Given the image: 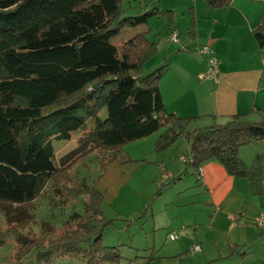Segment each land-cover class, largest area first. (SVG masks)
Segmentation results:
<instances>
[{"label":"trees","instance_id":"16d2710c","mask_svg":"<svg viewBox=\"0 0 264 264\" xmlns=\"http://www.w3.org/2000/svg\"><path fill=\"white\" fill-rule=\"evenodd\" d=\"M124 1L132 0H0V205L27 206L53 185L52 199L63 195L57 203L66 205L63 192L68 191L55 182L82 157L102 152L109 163L120 147L161 128L157 151L184 137L190 166L198 171L215 161L229 176L247 180L253 196H264V151L250 167L238 153L252 141L264 142V117L248 122L235 115L221 125L189 130L193 119L174 115L163 103L159 80L166 66L144 73L157 51L148 38L149 18L171 11L154 8L124 16ZM205 1L224 8L232 0ZM190 10L187 35L193 38ZM140 27L146 28L136 30ZM78 133L76 147L57 160L53 142L70 141ZM80 187V193L73 190L77 196L95 194L99 201L94 189L84 182ZM90 200L83 214L74 212L63 223L68 234L42 239L11 232L13 250L0 264H24L33 252L34 264L67 257L87 264L118 259L117 248L101 243L113 220ZM4 244L0 240V248Z\"/></svg>","mask_w":264,"mask_h":264},{"label":"rangeland","instance_id":"374dc122","mask_svg":"<svg viewBox=\"0 0 264 264\" xmlns=\"http://www.w3.org/2000/svg\"><path fill=\"white\" fill-rule=\"evenodd\" d=\"M188 2L189 0L123 2L124 16H134L137 12H149L154 8L171 11L166 15H155L149 18L148 38L151 42H156L157 51L145 64L144 73L152 72L162 58H167V53L170 50V52L174 51L176 46L170 38V33L173 30L179 32L180 37L177 39L179 43L183 37H188V19L190 18L189 12H191ZM130 6L134 8L131 9ZM132 32L134 31H124L121 34L125 33L126 35ZM119 41V38L114 39L115 44ZM196 123L197 121L194 120L193 126H189V130L203 128V125L204 127L208 126L202 122ZM195 124L197 126H194ZM163 132L164 128H161L149 137L123 145L118 149L116 159L109 163L103 159L105 156L102 152L89 153L82 157L72 166L69 174L60 175L57 183L55 182L58 187H65L68 191L67 193L63 192L65 197L67 196L66 205H61V202L57 203L61 201L59 199L64 198L63 195L60 198L55 195L56 197L52 199L51 196L56 185L48 186L46 193L44 192L27 206L0 205V240L5 242L4 246L0 248V262H4L5 256L13 250L14 239L11 232L42 239V236L53 233H56L55 236L68 234L70 230L69 228L64 229L63 223L74 212L83 214L84 206L91 199L90 202L98 206L104 218L113 220L112 224L104 231L101 243L107 247L117 248L119 257L115 261L105 264H209V259L202 261L201 254V256L198 254L193 256L195 253H186V251L176 258L166 257L169 255L166 252L170 250V245H176L178 242L170 240L167 235L169 231L177 229L176 232L180 233V228L194 230V234H197L195 238L201 245H204L209 238L219 241L223 239L214 231L217 229L212 226L211 222L217 209L206 205V201L208 202L210 198L195 195L202 191L196 185L198 183L195 177L197 170L188 165L189 163L184 164L179 161L182 156L191 158L190 143L181 137L169 148L157 151L155 143ZM78 137L79 133L74 134L70 141L53 142L57 160L76 147ZM263 151L264 142L255 140L240 147L238 153L246 166L250 167L255 155L261 154ZM102 163L106 165L104 164L103 167ZM170 173L174 174V178L170 177ZM242 181L247 183V187L238 186L234 190L238 195L244 193L239 197L241 199L239 202H237L239 198L235 201L234 207L239 205L246 218L250 207L245 203L251 201L257 203L258 201L257 204L264 211V196H253L249 192L247 180L242 179ZM82 182L101 195L99 201L95 194L91 198L86 195H76L80 193L77 192V189ZM96 200L97 203H93ZM240 202L243 203L240 204ZM255 210L256 207H252L251 211ZM257 218L254 220L256 221ZM154 225L156 231L152 232ZM189 234L185 240H193V235ZM204 248L205 250L209 249L213 256H218L217 252L221 249L220 246ZM153 250L155 253L152 254ZM151 257L154 259L152 260ZM35 259L36 254L33 252L27 257L24 264H34ZM41 264L87 263L81 258L67 257Z\"/></svg>","mask_w":264,"mask_h":264},{"label":"crops","instance_id":"0c3cea01","mask_svg":"<svg viewBox=\"0 0 264 264\" xmlns=\"http://www.w3.org/2000/svg\"><path fill=\"white\" fill-rule=\"evenodd\" d=\"M188 4L195 18L194 37L181 38L180 43L174 44V51L170 50L167 58H162L157 65L166 66L159 80L166 109L178 117L191 118L208 126L224 124L235 115L245 116L248 122H260L264 117V0H232L224 8H212L205 0H189ZM189 14L191 17V12ZM189 25L190 18L188 29ZM136 30H142V27ZM173 33L177 39L180 37L178 31L173 30L170 35ZM257 34L262 36V40L256 38ZM202 46L210 47L217 60L218 84L198 78L208 68L207 57L199 56L196 51ZM185 158L190 163L189 158ZM198 171L195 174L196 185L202 191L195 195L210 198L206 205L219 212L213 215L211 222L223 240L209 238L201 245L194 230L180 228V233L176 232L177 229L169 231L167 235L175 233L178 242L170 245L166 257L176 258L186 251L195 253L193 256L201 254L202 261L209 259L210 264L264 262V228L257 227L254 220L263 214L262 207L258 201L245 203L250 207V216L246 213V218L239 205L234 207L235 201L244 195H238L234 190L238 186L247 187V183L229 176L215 161L206 162ZM170 177L174 178V174L170 173ZM252 207L256 210L251 211ZM155 229L154 225L152 232ZM189 233L193 240H185ZM207 246H220L218 256H213L209 249L205 250ZM244 252L246 254L241 255Z\"/></svg>","mask_w":264,"mask_h":264},{"label":"built area","instance_id":"2783aa9c","mask_svg":"<svg viewBox=\"0 0 264 264\" xmlns=\"http://www.w3.org/2000/svg\"><path fill=\"white\" fill-rule=\"evenodd\" d=\"M170 38H171L172 42L177 43V35L176 34H174V33L171 34ZM196 51H197V54L199 56L207 57V64H208L207 70L198 75L199 80H201V81H213V83L218 84L219 83L218 67H217L218 63H217L216 58L213 56V51L208 46H202V47L196 48ZM179 161L181 163H184V164L188 163L187 159L183 156L180 157ZM197 174L199 175V171L197 172ZM255 224L259 228H264V216L261 215L259 218H257V220L255 221ZM169 238L171 241H177L178 240V236L175 233L171 234L169 236Z\"/></svg>","mask_w":264,"mask_h":264},{"label":"water","instance_id":"95a60500","mask_svg":"<svg viewBox=\"0 0 264 264\" xmlns=\"http://www.w3.org/2000/svg\"><path fill=\"white\" fill-rule=\"evenodd\" d=\"M255 36H256V38L262 40V36H261V35L257 34V35H255Z\"/></svg>","mask_w":264,"mask_h":264}]
</instances>
